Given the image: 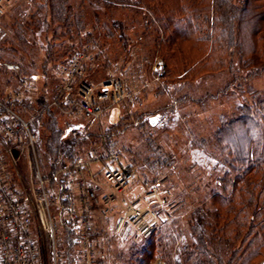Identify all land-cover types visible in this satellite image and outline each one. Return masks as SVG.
<instances>
[{
  "label": "rangeland",
  "instance_id": "rangeland-1",
  "mask_svg": "<svg viewBox=\"0 0 264 264\" xmlns=\"http://www.w3.org/2000/svg\"><path fill=\"white\" fill-rule=\"evenodd\" d=\"M154 1L0 0V97L20 88L26 96V90L34 91L25 103L13 105L25 120L32 119L36 133L35 157L31 166L19 159L18 180L28 194H38L37 170L44 180L53 169L41 150L51 128L61 130L65 144L78 132L87 144L75 154L119 153L136 167L137 178L159 183L166 203L174 205L169 220L140 243L117 238L110 221H98L106 264H264L262 226L237 227L245 216L232 210L224 165L230 156L221 149L243 148L239 139L253 122L247 126L236 119L245 114L242 106L264 101V0H182L195 8L192 23L202 32L200 40L173 41L175 33ZM252 7L257 21L248 17ZM184 19L176 14L173 24L186 25ZM66 24L72 25L71 45L59 38ZM75 53L94 56L92 64L85 62L82 83L99 86L115 76L131 90L117 110L96 121L70 119L48 106L63 58ZM111 127L119 133L113 135ZM220 127L221 140L215 137ZM256 150L251 159L263 160L260 188L247 187L253 198L260 196L258 207H251L255 223L264 218V150ZM68 159L56 169L73 161ZM239 196L245 204L248 195ZM251 208L244 214L252 223Z\"/></svg>",
  "mask_w": 264,
  "mask_h": 264
},
{
  "label": "built area",
  "instance_id": "built-area-1",
  "mask_svg": "<svg viewBox=\"0 0 264 264\" xmlns=\"http://www.w3.org/2000/svg\"><path fill=\"white\" fill-rule=\"evenodd\" d=\"M93 60L75 53L61 64L48 106L89 122L118 109L131 95L123 79L110 76L99 86L80 81L85 62ZM24 87L30 88L28 82ZM33 92L26 90V96L20 88L0 97V264H106L101 220L110 221L112 233L121 240L146 241L169 220L174 205L166 203L159 183L137 178L136 167L119 153L89 150L44 180L37 170L38 194L23 189L17 167L23 157L31 166L36 133L32 119L25 120L13 105Z\"/></svg>",
  "mask_w": 264,
  "mask_h": 264
},
{
  "label": "trees",
  "instance_id": "trees-1",
  "mask_svg": "<svg viewBox=\"0 0 264 264\" xmlns=\"http://www.w3.org/2000/svg\"><path fill=\"white\" fill-rule=\"evenodd\" d=\"M182 2H183L182 0H155L154 2H151V3L155 4V7H160L159 9L160 11L158 13L160 14L161 19L168 21L167 22L169 24L167 25L169 26L168 28L169 29L171 28L172 32L175 33V37L173 36L172 41L175 38L178 39V37L180 40L189 39L190 37L193 38L195 36L197 39H199L198 34L200 35V32H202V29L201 30L196 29V26L193 25L192 23L193 21L191 19L192 17L191 11H193L195 8L191 7L192 6L191 2L188 4L187 3L182 4ZM177 5H179V7H176ZM242 10L244 11V8ZM253 10L254 12L249 13L248 17L251 21H257L258 18L257 20H254L255 17L257 16L256 8H253V7L251 9L249 8V12ZM61 12H62V9H60V13ZM179 13H181L185 17L184 21L186 22V25H184L183 23H178V25H176L177 23L173 24L176 14L179 15ZM70 26L72 25L66 24V27H62L64 31L62 34L59 35L60 36L59 38H63V40H65V42L67 41L69 45H71L70 43H74V41H72L73 40L72 30L71 29L68 30ZM259 27L261 26L259 25L258 27L254 28V34L260 29ZM67 56L63 58L61 64H64V62L68 58ZM243 109L245 110V114H243V116L238 117L236 120L241 123L243 122V124L246 123L247 126L251 124L249 122L247 123V121H251L253 122V124L257 126L252 124V125H249L247 129H245L246 131L244 133V136H241V138L243 137L242 139L245 140V143H242V139H239L240 141L239 143L241 144V147L243 148H239L235 145H231L227 147L224 146L221 149L227 150V153L229 154L228 156H230L228 160L224 162V165L226 166V169L229 172L227 176L228 175L230 176V178H228L227 184L228 186L232 188L231 202H230V203L234 202L232 206L233 207L232 210L233 212L235 210V212L239 214H241L242 212L241 215L245 216V218L242 217L243 218L241 221L242 225H237V227L242 229L246 227V223H247L248 224L247 227L251 229L252 227L254 228L256 224H260L262 226L261 229L263 231L264 230V218H262L260 221L255 223L256 219H254L255 217L254 215L256 212H254L253 211L254 209L251 208L252 204L253 205L255 204L254 205L255 208L258 207L260 203V196L258 197V199L253 198V194L255 193H253L252 189H250L249 191L247 187L250 185L249 187L251 188L252 183H254L253 186L255 185L256 189L260 188L257 181L259 180V178H261L260 170L262 167L260 164L263 162V160L261 161L260 158L259 159L255 158V160L253 161L251 158L257 155V152H256L257 147H260L262 150H264V101L253 100V102H251L250 104L242 106V110ZM38 113L39 112H37V114ZM148 123H149V120H148ZM49 128H51V126L45 127L44 130L48 131ZM111 128L116 129V127H111ZM221 128L222 127H220L219 130H217L215 133L216 139L220 138L219 140H221L222 136L225 134V131H223L224 129L222 128L223 130H221ZM32 129L34 130V128ZM117 130L118 129L112 132V134L116 135L117 133H119V131ZM49 132L50 131H48V135H49ZM60 132L61 130H59V128H57L55 125L53 128H51V133H52V134L50 133L51 137L50 135L48 136V138H50L49 142L45 144V146H41L42 152L50 156L48 158V165L53 166L52 172L56 170V166L58 165L61 159L63 160L64 157H69L68 160H72V159L75 160L76 158H78L79 153L77 151L78 154L77 153L75 154V151L78 150L79 147H82V145H84V142L85 144H87V140H86L87 137H80L82 134L78 132H76L75 134L71 136L72 138L70 139L69 144H65L66 140L64 138L61 139L62 137L60 136H62V134ZM258 136H259V140H258ZM103 140H105L104 142H106L107 141L106 137H104ZM102 151L104 150H100V152ZM48 167L47 169H49ZM254 178H256L257 180L255 181ZM217 184L218 186H220L221 180L217 181ZM238 195H244V196L248 195L247 199L245 200V204H244V201L242 202V199L240 198V196L238 197ZM249 207L251 208V211H252L249 217L253 216V219H254L252 223L249 222L247 214H244L246 209ZM260 209H263V208H260ZM199 233H201V231H199ZM152 235L149 238H151ZM249 235L251 234L249 233ZM66 240L67 241L65 243L67 245V255H68V258H70L69 252L71 251L70 249L71 243L69 240V235H67ZM199 241H200V245L205 244V240L203 238H200ZM195 244L197 245L198 243H195ZM156 251L158 252V250Z\"/></svg>",
  "mask_w": 264,
  "mask_h": 264
},
{
  "label": "water",
  "instance_id": "water-1",
  "mask_svg": "<svg viewBox=\"0 0 264 264\" xmlns=\"http://www.w3.org/2000/svg\"><path fill=\"white\" fill-rule=\"evenodd\" d=\"M148 120H149V124L151 126H154L155 125L156 121L154 119H148Z\"/></svg>",
  "mask_w": 264,
  "mask_h": 264
}]
</instances>
